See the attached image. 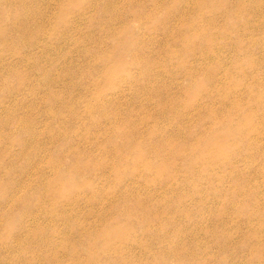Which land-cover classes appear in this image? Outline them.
<instances>
[{"label":"rangeland","instance_id":"rangeland-1","mask_svg":"<svg viewBox=\"0 0 264 264\" xmlns=\"http://www.w3.org/2000/svg\"><path fill=\"white\" fill-rule=\"evenodd\" d=\"M36 1L42 43L0 49L2 264H264V0Z\"/></svg>","mask_w":264,"mask_h":264},{"label":"bare ground","instance_id":"bare-ground-1","mask_svg":"<svg viewBox=\"0 0 264 264\" xmlns=\"http://www.w3.org/2000/svg\"><path fill=\"white\" fill-rule=\"evenodd\" d=\"M108 4L113 5V1H109ZM37 5H38V2L36 0H0V49L1 50L2 49L11 50L10 47H12L13 49V47H18L17 45L21 43H24L29 49H35L42 43V35L40 34L33 35L35 30L42 31L44 27V23L46 21V18L43 14L37 15V13L35 12ZM218 5H224V2ZM92 7L96 9L94 5H92ZM143 7H144V3H143ZM235 8L236 7L233 6L232 10ZM65 9H66V6L63 7V9L60 12V15L58 16H61V14L65 11ZM97 12L100 16L103 13L106 15L105 0H103V4L101 6L99 5V7L97 8ZM87 13H88V10H86L83 13V15L87 16ZM235 19L238 20L239 18L236 16ZM64 32L67 33L66 31ZM138 40H141V39L138 38ZM48 44L49 43H47V45ZM128 47L130 46L126 44L125 48H128ZM146 47H147L146 44H144L140 51H135L134 56L136 57L138 61H146L145 60V56L147 53ZM96 54L100 56L101 54H106V52L103 51L102 53H96ZM33 58L34 60L38 59L37 54L35 52L33 53ZM85 63H86V67L89 72L91 73H94L95 71L98 72V66H95L91 69L88 67V62H85ZM1 64L4 66H2V68L0 69V84L4 83L5 86L8 89H10L8 87L9 80L14 77V73L12 70L14 69L20 70L21 67L19 66V64H7L5 62H2ZM6 71H10L9 76L5 74ZM104 74L106 75V70L104 71ZM48 77L49 76L44 77L43 81H46ZM49 88L50 90H52L51 86ZM57 95L60 98V94H57ZM5 101L7 102V99ZM9 106L10 105H7V103H5L4 110H6V112L8 113L11 112V110L9 109ZM97 108H98V105H97ZM89 110L92 113L94 112V109L91 106L89 107ZM14 120L17 121L20 131H23L24 126H25L24 118L15 117ZM6 188L7 187L5 185H0V195H3L5 193ZM3 197L0 198V208H6V209H10L13 211V207H14L13 204L17 203V202H14V200L18 198V195L12 194V193L9 194L8 200H13L11 205H7L3 203V200H2ZM26 200H27V197H24V202ZM22 205L25 206L26 204H22ZM5 212H8V210L0 209V215H3ZM7 221H8L7 218L0 217V226H3ZM144 222L146 221H143L142 223ZM95 242L92 244L91 242L87 243L86 249L92 258L96 257V260H99L96 246L97 245L102 246V244L95 243ZM107 242L112 244L114 240L112 237H108ZM92 258H91V261L94 260ZM0 264H2L1 259H0ZM84 264H89V263L86 262Z\"/></svg>","mask_w":264,"mask_h":264}]
</instances>
